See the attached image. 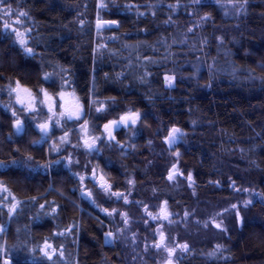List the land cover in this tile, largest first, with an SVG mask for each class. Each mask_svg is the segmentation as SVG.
Instances as JSON below:
<instances>
[{
    "label": "trees",
    "instance_id": "trees-1",
    "mask_svg": "<svg viewBox=\"0 0 264 264\" xmlns=\"http://www.w3.org/2000/svg\"><path fill=\"white\" fill-rule=\"evenodd\" d=\"M105 2L101 16L120 23L98 33L99 0H8L14 12L27 11L29 17L20 18L21 24L15 15L0 19V86L20 80L34 93L43 88L55 96L68 81L65 89L80 98L103 138L105 154L98 164L112 191L124 193L129 203L94 195L93 204L82 196L74 174L89 173L82 166L87 159L73 165L77 153L69 147L51 151L49 142L65 129L43 136L5 87L0 160L27 165L0 168V181L12 194L0 202V245L8 248L7 258L11 264H51L40 251L50 244L60 264H158L155 251L142 246L156 239L158 226L140 208L154 214L166 201L177 234L189 246L177 264H264V202L251 196L253 190L264 193V81L259 79L264 77V0H250L243 10V0ZM4 23L29 30L25 39L32 55L10 30L3 31ZM45 73L52 78L44 80ZM166 75L175 77V87L166 86ZM92 100L103 102L105 111L88 112ZM129 109L141 113V120L125 136L117 133L116 142L106 141L101 127ZM13 111L24 122L19 133ZM173 127L184 135L168 150L165 138ZM56 159L61 163L43 167ZM173 165L182 174L176 182L166 178ZM189 174L191 181L185 180ZM249 199L255 204L245 207ZM102 208L146 223L137 226L135 237L107 243L105 235L122 220ZM210 220L222 222L226 231L215 230ZM4 255L0 252V264Z\"/></svg>",
    "mask_w": 264,
    "mask_h": 264
},
{
    "label": "snow or ice",
    "instance_id": "snow-or-ice-1",
    "mask_svg": "<svg viewBox=\"0 0 264 264\" xmlns=\"http://www.w3.org/2000/svg\"><path fill=\"white\" fill-rule=\"evenodd\" d=\"M194 3L196 4H201L202 0H193ZM218 2V0H217ZM250 2V0H243V3L241 4V10H243L244 5H247ZM236 3H240V0H236ZM170 7H175L174 5H170ZM98 8L100 10H104L108 8V3L105 2V0H99ZM15 15L17 17L15 23L21 24L22 21L20 18H27L29 17V13L27 11H16L14 12L11 5L8 3V0H0V19H3L5 16H11ZM98 19L96 22V28L97 32L100 33L104 31L105 29L111 30L113 28H118L119 27V21L118 20H105L103 19L102 16H100V12L98 11ZM140 15H143V13H140ZM209 17L205 16L202 18V20H207ZM168 21H165L167 23ZM11 31V34H14L16 40L21 49L24 51L26 55H32L33 54V49L31 47L27 46V40L25 39V36L27 34L28 29H25L24 32H21L19 29L12 27L8 23L3 24V31L8 32ZM189 31H192V29H189ZM261 67H264V65H261ZM107 76V74H106ZM52 78V74L45 73L43 79L44 80H50ZM262 81H264V77H259ZM165 82L166 86L169 88L175 87V77L174 76H165ZM68 81H64V83L61 85V88H65L68 85ZM5 87H7V91L9 96H12L15 94L16 102L22 106V109H27L28 111L31 112H36L38 110L42 111L43 106H47L48 111L51 113V116L48 117V120L45 123L38 124V128L40 129L41 133L43 136H48L49 132L51 131L52 128H55L57 126L63 127L65 129V135L60 137V142L67 144L69 143V135L67 132V127H66V122L67 121H81L82 118L86 115V110L83 104L80 103V98L75 96V92L73 91L71 95L73 96L75 103L73 104H66L65 102V92L61 91L57 93V96L59 99H56V97L51 96L46 89L41 88L40 92L34 93L31 89L24 87L21 84L20 80H16L14 82V86L12 83H9L7 86H0V91H4ZM43 95V99H39L38 97L40 95ZM114 99L115 98H111ZM37 103L41 106L40 109H37ZM100 104L101 106H97ZM103 102H98L97 100H92L91 105H89L87 111H95L96 113H102L105 111L104 107L102 106ZM7 107V106H5ZM12 115L14 117H17V112L13 111ZM141 120V113L135 112L131 109L128 110V112L125 115H121L119 117V120H111L108 123L103 125L104 132L107 133L108 141H114L116 138L113 135V130L116 128L120 127H128L132 128L134 127L138 121ZM64 121V123H62ZM88 121L83 120L81 123L80 131L86 132L88 128ZM16 132L19 133L23 127H24V122L17 117L16 123L14 125ZM184 133L180 128L173 127L167 137L165 138V143L169 144V146L175 145L176 142L179 139L183 138ZM102 139V136H94L89 139H85L83 143V147L88 151H96L97 149V142ZM33 143H40V141H33ZM151 141H149V144ZM79 146V145H76ZM75 147V146H74ZM51 151L59 152L60 149L55 147L53 145ZM175 155L177 157L180 156L179 152H176ZM33 159L32 156L27 157V161H31ZM61 160L56 159L50 161L48 164L43 165L44 168L50 167L52 164H60ZM76 163H79V161H76ZM8 166L12 167H25L26 162L22 160H17V159H11L8 161L5 160H0V168H6ZM84 167L87 169L88 165L85 164ZM179 172V169L177 168L176 165L172 166V171L169 172L168 175V180L172 181L175 179L176 174ZM92 173V179L95 181L96 180V170L91 169ZM74 175H79V174H74ZM187 179L189 181L192 180L191 174L188 175ZM79 180L81 184L84 183L86 180V177L84 175H79ZM129 184H133L134 181L129 180ZM99 187L101 191L111 197H115L117 200H123L124 203H129L128 196H126L122 192H116L112 191V185L108 183V181L104 178L103 175L100 176L99 178ZM51 188V185L49 186ZM248 191V190H245ZM4 193H7V196L4 195ZM81 195L85 196L88 198L93 204H96V200L94 199V193L92 191H86V190H81ZM12 196L11 191L3 185V182L0 181V202H3L8 199V197ZM252 197L259 198L262 202H264V193H257L254 190L251 192ZM15 199L14 197H12ZM37 198L32 197V200L35 201ZM255 204L254 199H249L244 202L245 207H250ZM19 202H17L16 205H13L12 207L9 208V213H13L16 211V208L18 207ZM99 207V205L97 204ZM40 207L43 209L45 207L44 204H41ZM232 209H238V206L236 204H233ZM102 211H104L108 216H113L114 214L116 215H121L127 223V213H119L117 209H112L109 211L107 208H102ZM55 212V209L52 210ZM147 212V209H145ZM226 211H228L226 209ZM162 213V218L163 219H169V216L171 215L170 212L167 211V202L165 201L164 208L161 209ZM147 214L151 217L152 220L158 219L157 215H153L151 212H147ZM190 215V213H185V216L187 217ZM236 217L237 219L243 223V217L240 216L239 211H236ZM171 223V221H169ZM214 226L221 230V231H226V229L223 228L222 222L221 223H216L215 220L212 221ZM205 227H208V223L206 222ZM4 229L2 226H0V233H3ZM157 231L160 233L161 236V243L159 244H154L153 246L156 247L157 249L164 248L168 252V260L167 264H173V257L175 256L176 249L179 248L182 252H187L189 250V246L187 244H180V245H175L171 248L167 247L166 244H164V241L167 239L161 229H157ZM63 235V233H60ZM113 236V233L109 232L106 234L107 237ZM222 245H217V250L222 249ZM49 249H51V252H49ZM40 251L43 253L44 258H46L48 261H51V264H60V261L55 259L54 257L57 256V250L52 247L50 244H45V246L40 249ZM0 252H3L5 254V258L3 259V264H10V261L7 259V254H8V248L4 245H0ZM215 253H212L210 255H214ZM59 257L62 259L63 258V252L58 253Z\"/></svg>",
    "mask_w": 264,
    "mask_h": 264
},
{
    "label": "rangeland",
    "instance_id": "rangeland-1",
    "mask_svg": "<svg viewBox=\"0 0 264 264\" xmlns=\"http://www.w3.org/2000/svg\"><path fill=\"white\" fill-rule=\"evenodd\" d=\"M99 12H100V9H99ZM100 16H101V12H100ZM104 19V18H103ZM95 22H96V20H95ZM61 91H63V92H65V102H66V104H73V103H75V100H74V98H73V96L71 95V93L73 92L72 90H67V89H65V88H62V89H59L58 90V92L57 93H59V92H61ZM39 92H40V90H39ZM52 96V95H51ZM75 96L76 97H78L77 95H76V93H75ZM54 97H56V99H59V97L57 96V94L54 96ZM44 97H43V95L41 94L39 97H38V100L39 99H43ZM14 103H16L17 104V106H19V108L20 109H22V106L20 105V104H18L17 102H16V98H15V102ZM81 103V102H80ZM82 104V103H81ZM41 108V106L39 105V103H37V109H40ZM21 113L23 114V115H26V116H30L32 119H34V121H36L37 122V125L38 124H41V123H45L47 120H48V117L49 116H51V113L48 111V108H47V106H43V108H42V111L41 110H38V111H36V112H31V111H28L27 109H22V111H21ZM86 115H88V114H86ZM85 115V116H86ZM84 118V117H83ZM83 118H82V120H83ZM21 120V119H20ZM81 120V121H82ZM75 123V124H79L80 123V121H67L66 122V126H67V124L68 123ZM62 123H64V121H62ZM73 125V127L74 126H76L77 127V130L78 131H76L74 128H72L71 130H69V131H67L68 132V135H69V143H67V144H64V143H61L60 142V137H62V136H64L65 135V132H63L62 134H60V135H58L57 137H56V139H54V140H51L50 142H49V146L52 148L53 147V145H55V147H57V148H67V147H69V150L72 152V151H75L76 153H77V157L75 158V157H73V159L71 158V162H73V165L74 164H78V163H76V161H79L78 160V158L80 159H82L83 157H84V159L86 160L87 159V165H88V168H87V170H89V173L88 174H85L84 172H82V173H79V175H84L85 177H86V180L84 181V182H86V184L88 185V183H89V180L92 182V183H94L95 181L98 183V185H95V183H94V186H95V189L99 192V193H96L97 191H94V190H91L87 185H86V187H85V189L84 190H86V191H92L93 193H94V195H96V198H98V199H101L102 197H105L106 198V200H111V198H109V196H107V195H105L102 191H101V189H100V187H99V178H100V176L101 175H103L104 176V178H105V173H104V171L100 168V166H99V162L98 161H93L92 160V158H94V156H96L95 155V153L94 152H90L88 155L89 156H91V157H87V156H84V155H80V154H82L83 152H84V150H82V148L80 149V148H78L77 146H76V142H77V139H78V134H80L81 136H83L82 138L83 139H89V138H91V137H94V136H99L100 134H98V132H97V129L94 127V130H90L89 129V131H88V128H90L91 126H90V124L88 123V128H87V131L86 132H82V131H80V127H81V124L80 125ZM90 126V127H89ZM95 126V125H94ZM55 128H60V126H57V127H55ZM63 128V127H62ZM53 129V128H52ZM16 130V129H15ZM40 130V129H39ZM127 133V132H126ZM75 142V143H74ZM99 142V141H98ZM97 142V143H98ZM178 143V141L176 142V144ZM175 144V145H176ZM168 145V150H172V148H174V145H172V146H169V144H167ZM75 146V147H74ZM105 145H103V144H101L100 145V149H103V147H104ZM72 147V148H71ZM122 147V146H121ZM72 150H71V149ZM176 153V152H175ZM175 153L173 154V156H176L175 155ZM81 156V157H80ZM91 163H93V164H91ZM85 165V164H84ZM84 165H82V166H84ZM83 168H85V167H83ZM82 168V169H83ZM91 169H95L96 170V180L94 181L93 179H92V173H91ZM82 171H85V170H82ZM170 171H172V168L171 169H169L168 170V173H167V176L166 177H168V175H169V172ZM181 174V173H180ZM179 177V176H178ZM188 177V176H187ZM187 177H186V179L185 180H187V181H189L188 179H187ZM106 179V178H105ZM177 178H175L174 179V182H176L177 180H176ZM167 180H168V178H167ZM169 181V180H168ZM173 181V180H172ZM95 197V196H94ZM114 201H116V200H114ZM118 201V200H117ZM164 205H165V203H160V206L158 207V209L156 210V211H154V214L153 215H157L158 216V219H156L155 220V222H156V224H154V225H157L158 226V228L159 229H161L162 231H163V233H164V235H165V237L167 238L165 241H164V244H166L167 245V247H169V248H171V247H173V246H175V245H180V244H186V239H182V237L181 236H179L177 233L179 232V230H178V228H177V226H176V222H175V219L173 218V215L174 214H171L170 216H169V219H162L161 217H160V212H161V209H163L164 208ZM145 209H147L146 208V206H143L142 208H140V210H142V212H144L143 213V216L144 217H148L149 215L147 214V212L145 211ZM144 210V211H143ZM167 211L168 212H170L171 213V211H170V209H169V207L167 206ZM122 213H125V212H122ZM142 215V214H141ZM172 216V217H171ZM127 223H125V221H124V219H123V217L121 216V225L119 226V227H117L115 230L113 229V230H110L109 232H111V233H113V236H111V237H107L106 238V235H105V242H107V243H114V242H118V241H120V240H122V238L125 236V235H131L132 237H135L136 236V233H138V231H139V229L137 228V226H141V225H145V223H146V221L145 220H142V219H144V218H140V217H129V215L127 216ZM149 218L151 219V217L149 216ZM154 221V220H153ZM169 221H171V223L169 222ZM210 223V225L215 229V230H219V229H217L215 226H214V224L212 223V220H210L209 221ZM217 223V222H216ZM157 228V229H158ZM108 232V233H109ZM148 233V232H147ZM127 235V236H128ZM117 236V237H116ZM167 240H170V243L167 241ZM159 243H161V236H160V233L157 231V236H156V239H154V238H151L149 241H147V243H143V248L144 247H146V248H149V249H152V250H154L155 251V253H156V255H157V258H158V264H167V260H168V258H169V256H168V252L162 247V248H160V249H157L156 247H154L153 245L154 244H159ZM183 252L179 249V248H177L176 249V252H175V256L172 258L173 259V264H177V259H178V257L182 254ZM5 256V255H4Z\"/></svg>",
    "mask_w": 264,
    "mask_h": 264
},
{
    "label": "flooded vegetation",
    "instance_id": "flooded-vegetation-1",
    "mask_svg": "<svg viewBox=\"0 0 264 264\" xmlns=\"http://www.w3.org/2000/svg\"><path fill=\"white\" fill-rule=\"evenodd\" d=\"M83 120H87V121L89 122L90 126H91V127L89 126L90 128H88V131H89V129H90V130H94V127L97 129V127L94 126L95 124H94V122H93L91 116L86 115V116H84ZM83 120L80 121V123H79L78 125H80V124L83 122ZM78 125H77V126H78ZM102 127H103V126H102ZM102 127H101V131H102V133L104 134V138H105V140L108 141V140L106 139V135H105V133H104L103 130H102ZM72 128H74L76 131H78L76 126L69 128V130H71ZM69 130H67V131H69ZM94 131H95V130H94ZM126 132H127V133H126ZM117 133H120L122 136H125L126 134H128V127H126V128H122V127H120V128H116V129L114 130V136H115V138H116ZM99 136H101V135H99ZM82 137H83V136H81L80 134H78V139H77L76 145H79V146H77L78 148H80V149L82 148V150L88 152V151L83 147V143H84V140H85V139H83ZM108 142H109V141H108ZM111 142H116V139H115L114 141H111ZM74 143H75V142H74ZM101 144H103V138L97 143V149H98V150H96V151H92V152L95 153L96 156H94V158H95V160L98 161V162H99L100 159L102 158L101 156L105 154V151H104L103 149H100V148H99ZM120 148H121V145L119 146L118 149H120ZM124 150H125V151L128 150V147H125ZM92 152H91V153H92ZM89 153H90V152H89ZM75 176H77V175H75ZM178 176L182 177V174H180V172H178V173L176 174L175 178H177ZM166 178H167V177H166ZM79 183H80L81 190H82V189L84 190L85 187H86V185H87L86 182H84L83 184H81V182H80V180H79ZM89 183L94 187V188H92V189L90 188V189H91V190H94V191H97V190L95 189L94 183H95V185H98V183H97L96 181H95L94 183H92L90 180H89ZM81 190H80V193H81ZM84 197H85V196H84Z\"/></svg>",
    "mask_w": 264,
    "mask_h": 264
},
{
    "label": "water",
    "instance_id": "water-1",
    "mask_svg": "<svg viewBox=\"0 0 264 264\" xmlns=\"http://www.w3.org/2000/svg\"><path fill=\"white\" fill-rule=\"evenodd\" d=\"M98 11H99V8H98V6H97V14H98ZM97 19H98V15L96 16V22H97ZM105 20H108V19H105ZM96 22H95V29H96V31H97V28H96ZM122 128H126V127H122ZM102 130H103V132H104V129H103V127H102ZM115 130V129H114ZM114 130H113V135H114ZM105 133V132H104ZM105 135H106V139L108 140V137H107V133H105ZM160 217L162 218V213L160 212ZM163 219V218H162ZM8 259V258H7ZM9 261H10V264H11V260L10 259H8Z\"/></svg>",
    "mask_w": 264,
    "mask_h": 264
}]
</instances>
